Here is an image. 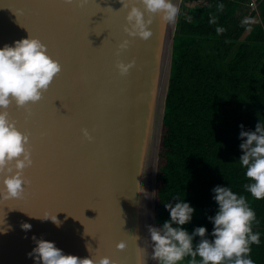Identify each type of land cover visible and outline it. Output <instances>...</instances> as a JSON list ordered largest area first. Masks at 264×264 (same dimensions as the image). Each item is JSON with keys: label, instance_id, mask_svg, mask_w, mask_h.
Returning <instances> with one entry per match:
<instances>
[{"label": "water", "instance_id": "water-1", "mask_svg": "<svg viewBox=\"0 0 264 264\" xmlns=\"http://www.w3.org/2000/svg\"><path fill=\"white\" fill-rule=\"evenodd\" d=\"M127 11L120 0H0V47L30 34L61 64L41 99L28 104L30 114L15 104L8 108L29 135L33 163L23 170L22 196L0 201V227L11 225L0 232V264H34L28 255L36 246L33 234L80 258L157 264L146 238L147 226H156L176 24L157 18L154 36L144 41L124 31ZM125 39L128 47L119 49ZM133 60L121 75L117 61ZM46 214L60 225L39 218ZM24 221L32 225L27 232ZM121 242L126 251L118 249Z\"/></svg>", "mask_w": 264, "mask_h": 264}, {"label": "trees", "instance_id": "trees-1", "mask_svg": "<svg viewBox=\"0 0 264 264\" xmlns=\"http://www.w3.org/2000/svg\"><path fill=\"white\" fill-rule=\"evenodd\" d=\"M248 1L181 5L159 145L155 216L160 226L169 218L165 203L184 199L195 208L184 227L191 232L206 226L210 234L208 217L218 208L212 189L228 185L255 210L253 231L260 233V243L251 245L250 255L264 264V199L243 187L249 180L239 161L240 125L255 130L264 122V0H253L254 7ZM218 27L224 31L218 33Z\"/></svg>", "mask_w": 264, "mask_h": 264}, {"label": "clouds", "instance_id": "clouds-1", "mask_svg": "<svg viewBox=\"0 0 264 264\" xmlns=\"http://www.w3.org/2000/svg\"><path fill=\"white\" fill-rule=\"evenodd\" d=\"M120 2L128 9L124 31L144 41L154 36L152 27L157 18L174 25L182 14L176 0H139L142 8L133 0ZM218 8L222 10L223 3ZM186 19L191 21L192 18L187 16ZM215 20L213 16L210 23ZM216 30L218 33L224 31L221 27ZM128 44L125 39L119 49L127 48ZM134 66V60L128 63L117 61L116 64L121 75H126ZM60 71L61 64L49 55L47 45L36 36L29 34L0 47V201L22 196L28 183L23 170L33 163L29 135L20 131L10 119L8 108L12 104L24 107L39 101ZM240 128L242 155L239 161L249 180L243 187L255 199H264V122L259 121L255 130H244L243 124ZM82 132L84 137L92 140L86 128ZM212 192L218 208L215 215L208 217L213 224L210 234L206 226H197L191 232L184 227L192 221L195 212L190 202L176 198L174 204L165 203L169 218L160 226H147L149 237L146 240L151 245L152 260L157 264H256L250 255L251 245L260 243V233L253 231V223H258L255 210L245 195L234 192L228 185H216ZM39 218L51 219L57 226L61 223L56 215L46 214ZM3 225L5 223L0 224ZM20 227L27 232L32 225L24 221ZM7 228L0 227V232ZM136 236L138 240L142 238L139 234ZM32 239L36 246L28 255L34 264H112L107 258L94 261L65 254L54 241L42 236L38 238L33 234ZM87 247L89 249V245ZM127 248V242L118 245L120 251ZM141 251L142 248H138V254Z\"/></svg>", "mask_w": 264, "mask_h": 264}, {"label": "rangeland", "instance_id": "rangeland-1", "mask_svg": "<svg viewBox=\"0 0 264 264\" xmlns=\"http://www.w3.org/2000/svg\"><path fill=\"white\" fill-rule=\"evenodd\" d=\"M198 2H200V0H181L180 1V7L182 4H185L187 6H192L193 4L198 3ZM248 3H249V1L247 2V5L249 6ZM249 7H251V6H249Z\"/></svg>", "mask_w": 264, "mask_h": 264}, {"label": "snow or ice", "instance_id": "snow-or-ice-1", "mask_svg": "<svg viewBox=\"0 0 264 264\" xmlns=\"http://www.w3.org/2000/svg\"><path fill=\"white\" fill-rule=\"evenodd\" d=\"M23 111H24L25 113H27V114H30L31 106H30V105H26V106H24V107H23ZM13 118H14L15 123L18 124V122H19L18 119H17L15 116H13Z\"/></svg>", "mask_w": 264, "mask_h": 264}, {"label": "built area", "instance_id": "built-area-1", "mask_svg": "<svg viewBox=\"0 0 264 264\" xmlns=\"http://www.w3.org/2000/svg\"><path fill=\"white\" fill-rule=\"evenodd\" d=\"M248 4H249V6H251V7H254V6H255V4H254V1H253V0H250Z\"/></svg>", "mask_w": 264, "mask_h": 264}]
</instances>
